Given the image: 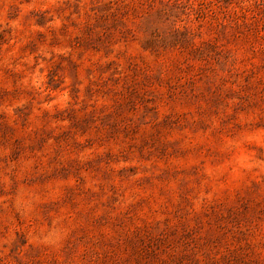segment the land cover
<instances>
[{"label": "rangeland", "instance_id": "1", "mask_svg": "<svg viewBox=\"0 0 264 264\" xmlns=\"http://www.w3.org/2000/svg\"><path fill=\"white\" fill-rule=\"evenodd\" d=\"M0 264H264V0H0Z\"/></svg>", "mask_w": 264, "mask_h": 264}]
</instances>
